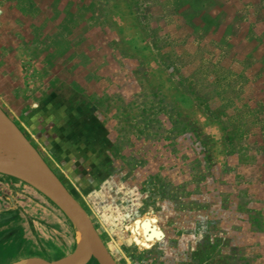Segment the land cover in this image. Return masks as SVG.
<instances>
[{"label": "rangeland", "instance_id": "374dc122", "mask_svg": "<svg viewBox=\"0 0 264 264\" xmlns=\"http://www.w3.org/2000/svg\"><path fill=\"white\" fill-rule=\"evenodd\" d=\"M0 107L118 264H264V0H0ZM0 179L54 215L0 195V264L78 247ZM139 219L162 231L147 247Z\"/></svg>", "mask_w": 264, "mask_h": 264}, {"label": "water", "instance_id": "95a60500", "mask_svg": "<svg viewBox=\"0 0 264 264\" xmlns=\"http://www.w3.org/2000/svg\"><path fill=\"white\" fill-rule=\"evenodd\" d=\"M0 131L8 153H0V173L17 178L49 198L73 223L81 242L71 253L55 260L42 257L21 259L10 264H87L95 258L99 264H118L90 215L50 167L22 129L0 107Z\"/></svg>", "mask_w": 264, "mask_h": 264}, {"label": "crops", "instance_id": "0c3cea01", "mask_svg": "<svg viewBox=\"0 0 264 264\" xmlns=\"http://www.w3.org/2000/svg\"><path fill=\"white\" fill-rule=\"evenodd\" d=\"M5 175V174H4ZM2 179H0L1 181ZM2 183V182H1ZM9 184V183H5ZM4 187H1L0 189V195H2V197H4L6 199V201L10 202V206L8 207L9 209H14V208H19V207H23L24 212L31 214L32 216H36V217H48V216H54L53 212L47 210L46 208L42 207L41 205H37L35 204V202H31L29 200V198L26 199H21L20 198H25L23 197L19 192H15V191H8L7 189H2ZM11 188V186H10ZM8 209V210H9ZM43 215V216H42ZM9 216V215H7ZM8 219L11 217H7ZM43 231V229H40ZM47 229L43 232H46ZM54 231L56 232V229H54ZM48 232V231H47ZM264 234V233H263ZM46 238H49V240L53 239L56 236H51V235H45ZM51 238V239H50ZM54 240V239H53Z\"/></svg>", "mask_w": 264, "mask_h": 264}, {"label": "bare ground", "instance_id": "6f19581e", "mask_svg": "<svg viewBox=\"0 0 264 264\" xmlns=\"http://www.w3.org/2000/svg\"><path fill=\"white\" fill-rule=\"evenodd\" d=\"M5 145L0 131V147ZM134 241L138 245L149 246L151 242L161 238V229L150 219H139L131 227Z\"/></svg>", "mask_w": 264, "mask_h": 264}]
</instances>
